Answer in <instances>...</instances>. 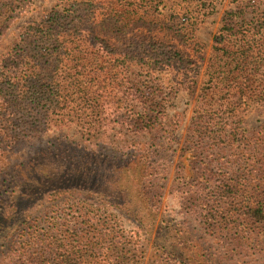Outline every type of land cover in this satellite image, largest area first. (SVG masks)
Here are the masks:
<instances>
[{
    "label": "rangeland",
    "instance_id": "rangeland-1",
    "mask_svg": "<svg viewBox=\"0 0 264 264\" xmlns=\"http://www.w3.org/2000/svg\"><path fill=\"white\" fill-rule=\"evenodd\" d=\"M102 1H26L0 35V65L20 41L25 28L41 20L53 7L67 10L75 4V22L85 23L81 33L86 35L92 28L102 37L103 31L97 24L101 17L98 6ZM105 1L121 9L114 17H120L121 24L125 25L119 40L115 41L112 35L106 36L109 47H113L111 52H106L112 56L122 52L125 58L122 61L119 58L117 63L110 59V63L100 66L103 82L99 88L109 102L105 109L111 113L106 117L110 122L105 125L104 135L87 140L75 116L65 118L61 127L46 122L45 115L61 109L44 107L41 103L45 100L39 107L31 104L19 112H15L13 103L3 102L0 108V264H11L14 255L38 242V233L55 235L57 228L65 229L61 223L72 214L67 207L79 203L92 211L93 223L99 217L110 215L115 237L121 242L126 241L125 237H134L133 252L137 253V246L139 249L136 264H184L185 257L192 254H196L195 257L209 252L223 255L231 245V238L227 237L222 243L209 237L201 204L213 196L217 176L221 175L224 182V178L242 172L230 168L226 162L233 160V153L238 150L224 140L234 127L251 133L264 124V97H253L246 110L240 107L230 113H222V109L217 113L219 105H227L230 99L235 101L237 97H225L210 87L209 79L213 81L218 77V65L229 60L226 54L214 53L213 37L228 14L231 16L227 20L238 25L234 30L245 28L251 36L257 30L254 25L264 13V0ZM84 3L91 4L92 13L81 10ZM208 15L213 17L205 22L204 17ZM135 21L143 25L136 26L139 24ZM241 24L244 25L240 27ZM224 37L227 39L226 33ZM254 53L256 55V51ZM257 58L248 60L259 61ZM63 61H67L64 56ZM95 69L88 65L81 71L96 83L99 79L93 74ZM51 73L54 71L50 67L43 68V81L47 83ZM238 75L240 81L243 76L262 81L264 67L241 76L237 72L227 74L229 77ZM112 96L119 101L112 100ZM77 102L79 106L73 101L62 105L67 107L66 111L79 113L85 107ZM240 117L242 120L236 124ZM202 127H206L207 132H202ZM54 145L68 146L58 166H86L92 171L94 180L88 182L75 169L65 167L62 171L72 172L66 183L74 184L71 193L55 194L30 218L17 211L14 216L8 214L6 220L2 211L11 208L15 192L11 186L4 185V170L32 151ZM12 146L14 151L9 153ZM7 153L9 157L5 159ZM41 166L44 172H54L51 174L54 185L66 187L62 177L56 176L59 171L52 168L53 164ZM188 192L193 193L194 199L188 198ZM136 233L139 234L136 236ZM43 241L49 243V240L41 243ZM180 241L189 243L188 247L181 249ZM98 245V253L103 254L105 246ZM197 245L205 247L204 251ZM233 253L236 259L241 256L254 258L247 247Z\"/></svg>",
    "mask_w": 264,
    "mask_h": 264
},
{
    "label": "trees",
    "instance_id": "trees-1",
    "mask_svg": "<svg viewBox=\"0 0 264 264\" xmlns=\"http://www.w3.org/2000/svg\"><path fill=\"white\" fill-rule=\"evenodd\" d=\"M26 1L28 0H0V35ZM84 4L85 7L81 10L92 13L91 4ZM113 4L103 0L102 4H99L101 6H98L101 17L97 24L103 31L102 37L92 28L86 35L81 33L85 23L75 22L77 18L73 17L76 12L75 4L67 10L53 7L41 20L26 27L20 41L13 46L0 65V99H2L0 108L4 103H13L15 112L23 110L24 106L31 107V104L36 107L41 104L48 108L53 106L54 110L56 108L61 111L52 110V113L45 115L46 122L61 127L65 118L75 116V121L79 120L81 132L87 140L101 138L105 133L106 123L110 122L106 117L111 113L105 109V105L109 102L102 95V88H99L103 82L100 80V66L104 62L110 63V59L117 63L119 58L120 60L125 58V53L121 55L122 52L114 56L106 52H111L113 48L109 47L106 36L112 35L117 41L124 33L123 27H125L121 24L120 17H114L121 9L117 10ZM230 16L228 14V17L222 20L221 27L213 37L214 53H220L221 56L226 54L229 60L218 65V77H215L217 79L212 81L210 78L209 81L210 87L216 88L225 97H237V99L235 101L230 99L227 105H219L217 113L221 109L222 113H230L240 107L246 110L252 103L253 97H264V80L257 81L243 76V81H240L239 75L227 76L232 72H237L241 76L256 68L264 67V13L260 16V22L254 25L257 30L251 36L248 34L249 30L245 28L234 30L238 25L227 20ZM135 22L139 24L136 26L143 25V22ZM243 25L241 24L240 27ZM225 33L227 39L224 37ZM257 34L260 36L254 38L253 36ZM255 51L256 55H254ZM63 56L67 60L66 63L63 61ZM253 57H258L256 60L259 61L248 60ZM61 63L64 64L63 67H59ZM231 63L234 65L231 66ZM88 65L92 70L96 67L93 72L96 79H99L96 82L98 84L96 89H93L95 80H88L86 73L83 74L84 71H81ZM45 67H50V70L54 71L47 78V83L43 81L42 75V69ZM42 100H45L44 103H41ZM77 100L81 107H85L79 113L73 112L74 110L66 111L67 107H63L70 101H73L75 106H79ZM112 100L119 101L114 96ZM151 119L152 116L149 115V120ZM136 120L138 124L139 119ZM241 120L242 117L238 118L236 124ZM202 130L207 132L206 127H202ZM1 136L0 133V140ZM224 143L232 144L237 148L238 153H233L234 159L226 162L230 168L235 167L242 172L224 178V182L221 175L217 176L214 179L217 185L213 188V196L202 201L201 212H203L204 224L209 230V237H215V240L222 243L227 241V237L231 238V245L223 255L217 256L215 252H209L195 257L196 254H192L185 257L184 264H264V124H260L251 133L234 127L229 131ZM67 147L54 145L43 150H34L22 161L4 170L3 183L5 186H11L15 192L14 200L9 205L14 209L7 208L6 212L2 211V214H6V220L8 214L14 216L17 211H20L22 216L30 218L44 201H51L55 194L71 193L74 184L66 185V183L69 181L67 177L71 176L72 172L62 171L65 167L75 169L88 182L94 180L91 178L92 171L86 166L80 168L74 167L73 164L58 166L59 158ZM13 151L12 146L9 153ZM9 153L5 159H8ZM45 163L53 164L52 168L59 171L56 176L62 177L66 187L54 185V177L51 175L54 172H44L41 164ZM224 175L227 176V172H224ZM141 183L145 184L146 181ZM192 196L193 193L188 192V198L194 199ZM190 199L188 200L192 202ZM67 208L72 214L61 223L65 229L57 228L55 235L48 232L38 233V242L34 245L30 244L26 250L14 255L11 264H136L139 262L138 246L137 253L133 252L134 237H125L126 241L122 242L115 237L110 215L99 217L97 222L93 223L92 211L83 204L70 205ZM126 209L130 210L129 207ZM138 234L136 233V236ZM44 239L49 240V243L46 244L44 241L41 243ZM98 243L105 246L107 252L99 254ZM188 244L180 241L181 249L188 247ZM245 247L250 250V255L254 258L250 259L248 256L234 258L233 252L239 253ZM204 249L205 247L202 248L203 251Z\"/></svg>",
    "mask_w": 264,
    "mask_h": 264
},
{
    "label": "crops",
    "instance_id": "crops-1",
    "mask_svg": "<svg viewBox=\"0 0 264 264\" xmlns=\"http://www.w3.org/2000/svg\"><path fill=\"white\" fill-rule=\"evenodd\" d=\"M209 17H210V19H211V18L213 17V15H208V16H205V17H204V19H205V22H207V20H208L207 18H209ZM205 22H204V23H205Z\"/></svg>",
    "mask_w": 264,
    "mask_h": 264
}]
</instances>
